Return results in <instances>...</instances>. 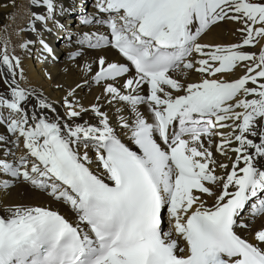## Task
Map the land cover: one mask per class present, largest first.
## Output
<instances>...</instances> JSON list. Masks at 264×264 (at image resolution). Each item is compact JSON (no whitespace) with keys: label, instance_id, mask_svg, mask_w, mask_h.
Wrapping results in <instances>:
<instances>
[{"label":"snow or ice","instance_id":"snow-or-ice-1","mask_svg":"<svg viewBox=\"0 0 264 264\" xmlns=\"http://www.w3.org/2000/svg\"><path fill=\"white\" fill-rule=\"evenodd\" d=\"M30 5L35 39L19 48L55 62L45 34H59L80 77L52 101L21 86L20 57L0 48V191L23 182L71 218L5 205L0 264H264V224L252 228L264 216V0ZM223 22L239 42H202ZM93 86L85 107L77 90Z\"/></svg>","mask_w":264,"mask_h":264},{"label":"bare ground","instance_id":"bare-ground-1","mask_svg":"<svg viewBox=\"0 0 264 264\" xmlns=\"http://www.w3.org/2000/svg\"><path fill=\"white\" fill-rule=\"evenodd\" d=\"M62 0L65 6L80 5L81 2L87 4L86 7L83 5V11L85 13L93 11L91 5L93 0ZM42 11L41 8L32 7L30 5V0H0V48H6L9 54L16 55L20 57L21 67L24 72V80L20 81L21 86H31L37 90H42L44 95L52 101H60L63 99L66 89L69 86L79 83V70L72 65L66 57L67 49L64 47L63 41L57 37L55 41H50V46L53 47L58 59L55 62L48 61L42 62L38 56L37 51L39 45L32 46V54L29 55L26 51L19 48V44L23 40H34L35 35L25 30L27 21L30 17L31 12ZM81 15L80 11H74L67 17L71 22V27L76 29L78 26V16ZM76 22H75V21ZM73 23V24H72ZM35 27L39 30L40 25L36 23ZM81 31H88L89 29L84 26H79ZM235 25L223 22L215 27H212L205 35L202 36V42L208 43H237L240 40V34L237 32L233 34ZM244 50L250 52H257L258 47H245ZM94 55V53L89 52V58ZM110 58H114L110 55ZM51 74V79L45 76V72ZM241 69L237 68L235 73L231 74V77L226 76V78H234L241 73ZM199 78V74L192 72L188 79L190 81H196ZM56 84L63 85L62 88L57 89ZM3 85L0 84V90L3 89ZM100 89L93 86L90 89L77 90V97L79 98L81 104L87 107L89 104L95 101V96L99 93ZM59 107V103H57ZM119 107V105H117ZM105 111H108L110 116L112 115L111 109L107 106L104 107ZM141 111H146L143 106H141ZM84 119H89L90 116H85ZM127 143V141H125ZM213 155L217 163H225L230 166V160L228 156L220 155L216 153L215 149H212ZM22 149H17V155L21 154ZM231 155V153H229ZM92 170L96 171L95 164L92 166ZM220 170L217 169V174ZM3 178V177H0ZM208 204L212 203L210 197H205ZM29 204V205H45L52 208H58L62 214L71 218V213L63 206L57 205L54 201L50 200L46 194L32 189L27 184L20 182L15 186L11 187L6 193L0 191V214L5 215L4 206L8 204ZM261 224H264V216L257 217L252 222V228L255 229ZM164 228H168L167 217L164 220ZM243 235V233H241ZM251 239V234L248 236Z\"/></svg>","mask_w":264,"mask_h":264},{"label":"rangeland","instance_id":"rangeland-1","mask_svg":"<svg viewBox=\"0 0 264 264\" xmlns=\"http://www.w3.org/2000/svg\"><path fill=\"white\" fill-rule=\"evenodd\" d=\"M75 21V20H74ZM76 22V21H75ZM73 24V23H72Z\"/></svg>","mask_w":264,"mask_h":264}]
</instances>
